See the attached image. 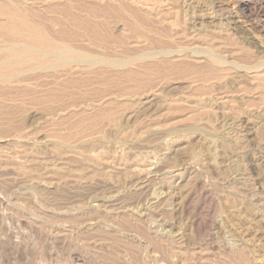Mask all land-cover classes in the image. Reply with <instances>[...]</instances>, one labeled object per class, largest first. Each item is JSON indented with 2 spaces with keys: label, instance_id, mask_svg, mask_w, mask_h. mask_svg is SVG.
<instances>
[{
  "label": "rangeland",
  "instance_id": "374dc122",
  "mask_svg": "<svg viewBox=\"0 0 264 264\" xmlns=\"http://www.w3.org/2000/svg\"><path fill=\"white\" fill-rule=\"evenodd\" d=\"M83 1L31 18L59 32L83 15L107 53L154 56L0 85V264H264V0Z\"/></svg>",
  "mask_w": 264,
  "mask_h": 264
},
{
  "label": "bare ground",
  "instance_id": "6f19581e",
  "mask_svg": "<svg viewBox=\"0 0 264 264\" xmlns=\"http://www.w3.org/2000/svg\"><path fill=\"white\" fill-rule=\"evenodd\" d=\"M84 1L82 2L83 3V7L84 6L86 7L87 1L90 4L91 0L90 1L87 0L85 2ZM49 2H50V0H0V85L1 86L8 87V88H11V87H16V88L25 87V86H27V85H29L31 83V77L32 76H30V75L32 73H36V72H48V71L57 70V71L65 72V74H73V75H81V76H82V74H91V73L94 74V72L96 70L98 71V70H102V69H104V70H102V73H104L105 70H107V71L108 70H110V71L111 70H117L118 71V70H122V69L125 70L124 72H127V70L128 71H130V70L132 71L133 67H131V66L137 65L139 61H142L143 59H146L148 57H153L154 56V53L150 52V51L142 52V53L134 54V55L133 54L132 55H128L127 53H125L126 50H125V52H123V50L121 49L122 47L120 48L122 50V51L120 50V52H121V54L119 53L120 55L114 54L113 50L110 51V52H113V53H111V54L107 53L109 48L115 49L116 45H114L112 43V40L109 39V36L107 34H105L103 29H102V31L104 33L100 34L99 29H98L100 27V25H98V23H99L98 21H97V25L99 27L96 28L95 24H93L94 19L92 20V22H90V20H88L86 22V20H84L85 18H83L84 17L83 15H82L83 17L82 16H78V15L70 16L74 20V22H73L74 26L73 27H70L69 25H66L65 23L63 24V23H58L57 22L58 24L61 25V28H60L59 32L55 31L49 25V22H48V24H46V23H44L43 20L41 22H37V20L34 21L32 19L34 14L32 13L33 14V16H32L31 12H34L36 14V12H35L36 10L32 11V8L33 9L34 8H38V9L42 8L44 5L47 6ZM104 2L108 3V1H106V0ZM217 2H219L218 3V7H221L222 5H227L226 3H224V1L221 2V1L217 0ZM82 3L80 4L81 6H82ZM91 3H93V2H91ZM110 3L112 4L113 2H110ZM252 3L255 5L256 0H234V1H232L233 7L231 5L230 6L232 8L236 7L237 8L236 11H238L239 9L243 10L245 8H248V7L251 8L250 5ZM89 4L87 6L90 7ZM95 4H98V3H95ZM103 4H101V5L103 6ZM102 6H101V8H102L101 12H104L103 10H105V9H103V7L105 8L106 5L104 4V6L103 7ZM83 7L79 8V9H86V10H88L87 12H92V10H90V9H92L91 7L90 8L87 7L89 9L83 8ZM145 7L150 10L151 8H154L155 6L154 5L152 6V4H147V6H145ZM44 8H43V10H44ZM94 9H96V8H94ZM97 9H98V7H97ZM107 9L108 8H106V12H104V13L109 14L111 10H107ZM114 9H112V10L114 11ZM40 10H42V9H40ZM99 10H101V9H99ZM107 11L109 13H107ZM83 12H84V10H83ZM93 12L96 13L95 11H93ZM101 12L99 11L98 13H101ZM216 12H218V11H216ZM231 12L233 13L232 10H231ZM227 13H228V11H227ZM106 14L104 15V17L105 16H109V15H106ZM236 14H238V13H236ZM95 15H97V14H95ZM233 15H235V14H233ZM31 16H32V18H31ZM38 16H41V15L38 13ZM92 16H91V18H92ZM98 16H99V14H98ZM100 16L102 17L103 15H100ZM85 17H87V16L85 15ZM93 17H95V16H93ZM99 17H97V18H99ZM227 18H229V17H227ZM36 19H37V17H36ZM38 19H40V18H38ZM38 21H40V20H38ZM261 21H259V22H261ZM102 22L104 23L103 20H102ZM102 22H101V24H102ZM52 24L56 25V23H54V22ZM104 25H106V24H104ZM257 25L258 24H256V26ZM260 25H262V24H260ZM52 26H54V25H52ZM56 26H54V27H56ZM259 28H260L261 34L264 35V26H260ZM250 33H252V32H250ZM244 34H248V33L246 32ZM249 35H252V34H249ZM253 38H256V37H253ZM251 40L252 39H250V41ZM98 43H101V44H98ZM136 44H137V42H136ZM260 45L261 44H259V46ZM188 50H189V48H183L182 49V51H185V52H187ZM204 50H202V51L204 52ZM202 51H200V49H199V52H202ZM122 52H123V55L126 54L128 56H123ZM205 52L209 53V50H207V51L205 50ZM115 53H118V52L115 50ZM158 53H160V55L162 53V55L166 56V55H168V53L170 54L171 51L169 52L168 50L167 51L163 50V51H160ZM206 53H205V55H207ZM215 53L211 52V54H208L210 56V58H208V59H210L211 61H214V63H216V62L219 63L220 62V63H224L225 64L227 62L226 60L223 59L222 56H220L218 54H215ZM148 59H150V58H148ZM143 61H145V60H143ZM144 63L145 62H143V64ZM218 63H216V64H218ZM260 63H258L259 67H260ZM245 66L246 65H244V68H245ZM138 67H140V65ZM248 68H249V66H248ZM248 68H246V69H248ZM250 69H252L251 66H250ZM250 69H249V72H250ZM127 75H129V74H127ZM249 77H250V75H249ZM150 95H152V93H149L145 97L144 96L143 97L147 98ZM142 100H144V99H142ZM146 106H148V105H146ZM15 158H16V156H15ZM22 159H24V158L22 157ZM10 160H11V158H10ZM19 161H20V159H19ZM19 163L22 166V163L21 162H19ZM19 163H17L16 166H18ZM7 164L10 165L9 163H7ZM2 165H3V161H2V159L0 157V169L4 168ZM46 165L47 164L45 163V166ZM16 166L14 168H17ZM156 169H158V168H156ZM141 170H143V169H141ZM149 170L150 169L147 168L146 171H149ZM19 171L22 172L21 168H19ZM146 171L143 170V172H146ZM137 173H139V171ZM148 173L146 172L143 175V176H145L143 179H146L149 176ZM181 174L178 172L177 176L181 177ZM21 177L22 178L19 177V179L20 180H22V179L24 180L25 176H21ZM140 177H142V176H140ZM55 179H57V178H55ZM37 182H38L37 184H39V185L42 184V182L40 180L37 181ZM75 183H78V182L75 181ZM59 184H60L59 181L57 182V180H55V181H51L49 185L50 186L53 185L54 187H57ZM53 186H52V188H53ZM183 196H184V194H183ZM188 196H189V193L188 192L185 193V200L188 198ZM115 200L116 199L113 198V197H111L110 200L109 199H107V200L100 199V204L95 209L98 212V210H101V206H103V204H106V203H109V202L111 203L110 205L112 206L114 204ZM152 203H154V202H152ZM94 207H95V205H94ZM113 211L114 210H106L104 215L105 216H109V217L110 216L113 217L114 215H117V212H113ZM143 212H145V211H143ZM134 216H135V214H134ZM144 216H145V213H144ZM139 217H141V215H139ZM138 222H140V221H138ZM113 227H114V225H113ZM115 227H116V225H115ZM120 228H122V227H120ZM120 228H118V229H120ZM119 231H121V230H119ZM105 240H107V239H105ZM156 261H157V259H156ZM153 263L155 264L154 260H153Z\"/></svg>",
  "mask_w": 264,
  "mask_h": 264
}]
</instances>
